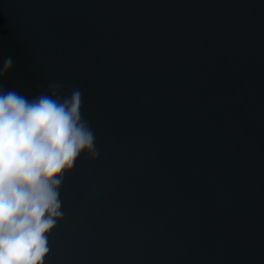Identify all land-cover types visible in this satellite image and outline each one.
<instances>
[{
    "label": "water",
    "instance_id": "water-1",
    "mask_svg": "<svg viewBox=\"0 0 264 264\" xmlns=\"http://www.w3.org/2000/svg\"><path fill=\"white\" fill-rule=\"evenodd\" d=\"M0 87L82 92L99 155L44 264H264V0H0Z\"/></svg>",
    "mask_w": 264,
    "mask_h": 264
},
{
    "label": "clouds",
    "instance_id": "clouds-1",
    "mask_svg": "<svg viewBox=\"0 0 264 264\" xmlns=\"http://www.w3.org/2000/svg\"><path fill=\"white\" fill-rule=\"evenodd\" d=\"M12 66L7 58L3 76ZM31 100L0 87V264H44L49 235L63 219L60 190L82 155L95 161V134L82 117V92Z\"/></svg>",
    "mask_w": 264,
    "mask_h": 264
}]
</instances>
